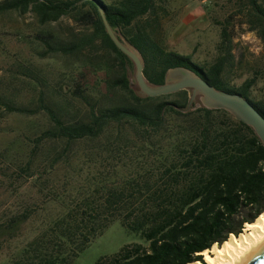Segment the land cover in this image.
<instances>
[{
    "label": "trees",
    "instance_id": "trees-1",
    "mask_svg": "<svg viewBox=\"0 0 264 264\" xmlns=\"http://www.w3.org/2000/svg\"><path fill=\"white\" fill-rule=\"evenodd\" d=\"M167 3L0 2V14L33 13L39 28L26 37V43L37 57L68 59L47 101L42 77L29 67H20L42 90L34 108L3 103L8 110L47 115L51 127L38 141L101 140L97 157L104 155L98 159L106 160L108 153L120 154L124 148L130 151V158L114 165L110 175H91L75 186L74 174L65 176L66 185L73 186L70 190L75 193L50 191L46 202L57 213L16 259L5 264H72L114 221L144 244H125L94 264H190L201 261L203 250L220 245L230 235L238 236L246 222L264 211V146L252 128L223 109L191 105L186 110L191 89L140 96L130 80L134 76L132 61L106 33L100 10L111 29L139 53L148 84L162 85L169 69L186 68L217 90L241 94L264 116V93H252L260 72L238 86L230 84L233 54L227 29H221L214 60L194 62L191 55L168 46L159 21L161 15H168ZM248 3L251 23L261 27L263 39L264 0ZM62 17L70 18L82 30L61 37L47 28ZM96 46L95 51H102L106 59L82 56ZM47 168L52 169L53 164ZM37 178L31 186L42 190L46 184ZM28 217L24 215L22 221ZM18 222L17 218L11 220Z\"/></svg>",
    "mask_w": 264,
    "mask_h": 264
},
{
    "label": "rangeland",
    "instance_id": "rangeland-1",
    "mask_svg": "<svg viewBox=\"0 0 264 264\" xmlns=\"http://www.w3.org/2000/svg\"><path fill=\"white\" fill-rule=\"evenodd\" d=\"M167 6L168 15H161L159 21L170 49L191 55L199 64H208L218 54L221 29L225 27L233 54L230 84L238 86L255 72H260L252 93H264V38L260 37L261 27L251 23L248 0H168ZM38 28L31 12L0 14V264L16 259L28 241L46 225L49 217L57 213L46 202L51 190L67 195L68 189L74 194L75 190L70 189L76 183L82 185L86 177H100L99 173L110 175L114 165L130 158L129 148H124L120 154L109 156L108 153L107 160L98 159L104 156L97 157L101 140L38 141L41 133L51 127L47 115L43 111L20 114L9 111L3 104L36 106L42 89L22 74L20 67L23 66L42 77L46 83L43 91L47 101L58 73L68 60L59 56L40 59L31 51L26 37ZM47 28L61 37L82 30L67 17L51 22ZM97 49L96 46L93 52L87 50L82 56L90 54L91 58L104 56L106 59V54L96 52ZM130 80L136 85L134 76ZM75 103L85 110L79 100ZM191 105H202V96L196 94ZM49 164H53L52 169L47 168ZM69 173L75 176L73 186L66 185ZM37 177L46 184L42 190L31 186ZM24 215L29 217L22 221ZM16 218L19 222L11 223ZM128 243L144 244L136 235L128 233L119 221H114L72 264H94L98 258L112 255Z\"/></svg>",
    "mask_w": 264,
    "mask_h": 264
},
{
    "label": "water",
    "instance_id": "water-1",
    "mask_svg": "<svg viewBox=\"0 0 264 264\" xmlns=\"http://www.w3.org/2000/svg\"><path fill=\"white\" fill-rule=\"evenodd\" d=\"M100 14L111 41L134 65V79L140 96L157 97L191 89L186 110L190 109L194 96L200 94L202 106L229 112L234 119L251 127L264 146V116L246 98L239 93L217 90L194 72L180 67L167 71L164 84L158 86L148 84L143 75V62L139 53L111 29L101 10ZM243 264H264V246Z\"/></svg>",
    "mask_w": 264,
    "mask_h": 264
},
{
    "label": "bare ground",
    "instance_id": "bare-ground-1",
    "mask_svg": "<svg viewBox=\"0 0 264 264\" xmlns=\"http://www.w3.org/2000/svg\"><path fill=\"white\" fill-rule=\"evenodd\" d=\"M264 246V211L244 224L238 236L230 235L220 245L200 252L202 261L190 264H243Z\"/></svg>",
    "mask_w": 264,
    "mask_h": 264
}]
</instances>
